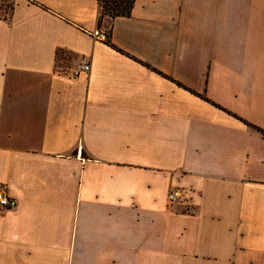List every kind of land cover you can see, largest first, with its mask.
Listing matches in <instances>:
<instances>
[{"label":"crops","instance_id":"crops-1","mask_svg":"<svg viewBox=\"0 0 264 264\" xmlns=\"http://www.w3.org/2000/svg\"><path fill=\"white\" fill-rule=\"evenodd\" d=\"M9 3L0 264H264V0Z\"/></svg>","mask_w":264,"mask_h":264},{"label":"built area","instance_id":"built-area-1","mask_svg":"<svg viewBox=\"0 0 264 264\" xmlns=\"http://www.w3.org/2000/svg\"><path fill=\"white\" fill-rule=\"evenodd\" d=\"M6 0H0V5L5 3ZM10 0L7 1L9 3ZM6 3V4H7ZM98 38L107 40L108 34L107 31L101 30L98 31L97 34ZM91 70V63L90 61L84 60L77 65L72 71L73 75H78L80 72H89ZM168 202L173 204L179 201L182 198V190L179 187H171L168 191ZM17 205V200L11 197L5 190L0 189V210L11 208Z\"/></svg>","mask_w":264,"mask_h":264},{"label":"trees","instance_id":"trees-1","mask_svg":"<svg viewBox=\"0 0 264 264\" xmlns=\"http://www.w3.org/2000/svg\"><path fill=\"white\" fill-rule=\"evenodd\" d=\"M7 1L8 0L0 5V15L2 16L10 12V10H8L10 9V3H7ZM100 2L102 6L101 16L109 15L111 17H116L120 15H129L135 0H100Z\"/></svg>","mask_w":264,"mask_h":264},{"label":"rangeland","instance_id":"rangeland-1","mask_svg":"<svg viewBox=\"0 0 264 264\" xmlns=\"http://www.w3.org/2000/svg\"><path fill=\"white\" fill-rule=\"evenodd\" d=\"M8 10H10V9H8Z\"/></svg>","mask_w":264,"mask_h":264}]
</instances>
